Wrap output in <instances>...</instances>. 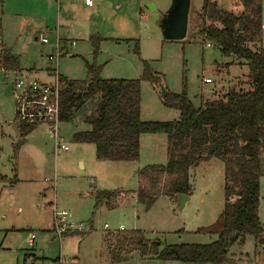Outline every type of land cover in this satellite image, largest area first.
<instances>
[{"label":"rangeland","instance_id":"1","mask_svg":"<svg viewBox=\"0 0 264 264\" xmlns=\"http://www.w3.org/2000/svg\"><path fill=\"white\" fill-rule=\"evenodd\" d=\"M216 1L228 13L238 15L242 11L238 0ZM147 3L155 5V10L148 9ZM115 4L102 9L71 6L68 12L63 4L58 6L53 0H0V52L10 50L20 56L23 67L41 70L43 75L47 69L50 74L55 69L59 76L69 80H84L87 63L101 67L102 79L139 80L143 73L141 61H145L160 79V83L152 85L141 81L140 119L145 122L178 119L177 110L163 105L161 88L180 94L185 87L196 108L222 99L232 88L243 92L249 89L245 61L224 58L216 49L203 45L200 38L191 39L189 22L195 19L202 0H190L187 35L182 41H165L159 27L172 0H127L119 10L114 8ZM262 10L264 13V0ZM78 23L89 26L90 35L93 33L90 39L73 35L70 25ZM63 26L68 28L69 35L63 34ZM56 32L63 41H78L71 51L73 57L64 55L59 47L60 57L54 64L47 57L56 56ZM40 35H47L48 43L44 46ZM92 38L100 39L96 57ZM135 42L139 56L134 52ZM14 77L0 69V264H113L103 236L121 226L123 230L142 231L148 241L163 245L213 242V236L196 232L211 226L223 209L221 162L212 159L190 171L193 191L182 211H178L179 197H160L149 210L133 201L125 204L123 201L132 196L128 192L137 190L138 169L165 164L166 147L158 142L149 146L143 141L137 162L97 161L92 145L80 152L72 136L90 129L83 117L95 114V100L77 113L72 122L59 124L58 138L68 147L67 153L55 150L54 140L43 126H36L26 143L19 146L10 87ZM48 77L46 80L50 81L52 77ZM205 79L211 83L205 84ZM259 159L258 218L264 240V144ZM93 189L126 190L118 195L125 205L94 209ZM54 211L66 212L68 222L81 226L83 231H68L65 234L75 235L59 240L53 231ZM181 230L185 233H179ZM139 257L134 254L119 264H172ZM228 260L227 264H264V245L248 236L242 246L230 249Z\"/></svg>","mask_w":264,"mask_h":264},{"label":"trees","instance_id":"2","mask_svg":"<svg viewBox=\"0 0 264 264\" xmlns=\"http://www.w3.org/2000/svg\"><path fill=\"white\" fill-rule=\"evenodd\" d=\"M242 7L235 15L220 9L216 0H202L195 19L189 22L191 39L216 49L224 58L245 61L249 89L228 90L220 100L194 107L185 87L180 94L162 98L163 105L179 112L177 120L145 122L140 119V84L160 83L147 62L141 61L139 80H106L101 67L85 64L84 80L59 78L60 123L72 122L88 103L95 100V114L83 117L88 131L72 136L76 144L93 145L95 159L104 162H137L141 135L166 137V163L146 165L136 172L137 190L128 192L149 210L160 197L190 196V171L212 159L223 164V209L216 221L196 233L213 236L207 245H163L148 241L139 230L107 232L103 241L113 264L128 261L134 254L175 264H227L230 249L242 246L246 237L264 245L258 218L260 159L264 144V48L262 47V0H238ZM100 39L92 38L94 57ZM134 52L139 56L135 42ZM0 69L18 73L19 60L7 50L0 52ZM34 126L18 125L20 146ZM122 192L93 189L94 209L111 208ZM75 234H64L63 237Z\"/></svg>","mask_w":264,"mask_h":264},{"label":"built area","instance_id":"3","mask_svg":"<svg viewBox=\"0 0 264 264\" xmlns=\"http://www.w3.org/2000/svg\"><path fill=\"white\" fill-rule=\"evenodd\" d=\"M58 1V0H55ZM87 8H92L96 3L104 0H79ZM261 33L264 38V25L261 26ZM42 44H47V35L39 38ZM210 47L209 45H206ZM56 56H49V63L57 64L60 51L56 47ZM53 81L51 83H41L36 80H29L28 78L16 75L12 81L11 93L15 106L14 121L19 124H27L30 126H43L46 133L54 140L55 150L62 153L68 152V147L61 144L58 138L59 124H60V100L59 92L63 86L59 80V75L55 69L52 70ZM205 84H209L210 80L205 79ZM54 233L60 240L68 231H83L81 226L68 222V214L66 212L54 211ZM104 228H108L107 225ZM123 230V229H120ZM34 236H30L33 240Z\"/></svg>","mask_w":264,"mask_h":264},{"label":"crops","instance_id":"4","mask_svg":"<svg viewBox=\"0 0 264 264\" xmlns=\"http://www.w3.org/2000/svg\"><path fill=\"white\" fill-rule=\"evenodd\" d=\"M34 1H38V0H34ZM52 1V0H51ZM58 6L60 5V3L61 4H63V9L64 10H67L68 12L69 11H71V6H73V8H80V7H82V8H87L81 1H79V0H58V1H55V0H53ZM127 0H104V1H102V2H98V3H96L93 7H97V9H102V8H105V7H108V6H110V5H112L113 3H116L115 5H114V8L116 9V10H119L120 8H121V6L122 5H125V2H126ZM148 1H151V0H148ZM217 2V1H216ZM154 6V8H155V5H153V4H151V3H147V5H146V7L147 6ZM218 5V4H217ZM92 7V8H93ZM241 13V12H240ZM239 13V14H240ZM58 23L59 22H57V25H58ZM262 24L264 25V13H263V10H262ZM61 26V25H60ZM188 26V25H187ZM59 27V26H58ZM64 27V26H63ZM70 27H71V32L73 33V35H79V36H81V37H84V38H86L87 36L89 37V39L92 37V34L93 33H91V35H90V33H89V31H90V29L89 28H87V27H89V26H85V25H80V23H78L77 25H70ZM67 34V35H69V32H68V28L67 27H64V31H63V34ZM187 35V34H186ZM43 35H40V37H42ZM64 39H60V37L58 36V34H57V32H56V47H60L61 48V50H62V52L64 53V55H70L71 56V51H72V49H73V47H75V43H76V41H78V40H74V39H68V40H65V41H63ZM61 42H63V44H61ZM41 43V42H40ZM42 44V43H41ZM43 46L44 45H46V44H42ZM59 51H60V49H59ZM9 52H10V50H9ZM61 53V52H60ZM10 54L11 55H13V56H16V57H18V60H19V57L20 56H17V55H15V54H13V53H11L10 52ZM62 56V55H61ZM49 57V56H48ZM47 57V58H48ZM71 57H73V56H71ZM1 71L2 72H4V73H11L12 75H21V76H24V77H26V78H28L29 80H36V81H38V82H41V83H51L52 81H53V79L51 78L50 79V81L49 80H46L47 79V76H51L52 77V74H50V70L49 69H47L46 71H45V75H43V73H41V70H37V69H35V68H29V69H27V68H25V67H23L22 66V62L19 60V72L18 73H13V72H8V71H3L2 69H1ZM58 74V73H57ZM48 77V78H49ZM59 78H63V79H66V80H68V81H70L69 79H67V78H65V77H61V76H59ZM120 80H123V79H120ZM75 81H77V80H75ZM211 83V82H210ZM208 85V84H207ZM11 86H12V84H11ZM10 86V87H11ZM17 124V123H16ZM35 128V127H34ZM17 129H18V124H17ZM33 132V131H32ZM46 132V131H45ZM31 137V134H29V135H27V137ZM27 137L25 138V140L22 142V144L24 145L25 143H26V139H27ZM159 137H161V138H159ZM165 137V136H164ZM163 137V135L161 136H158V135H141L140 136V138H139V159H140V154H141V147H142V142L144 141V143H149V144H147V145H149V146H152L153 144H156V142H158V144L163 148H165L166 147V137L164 138ZM158 138V139H157ZM150 142H152V143H150ZM80 148H79V151L81 152L83 149H85L84 147L85 146H90V145H87V144H77ZM146 145V146H147ZM92 147H93V145H92ZM94 155H95V149H94ZM166 162V161H165ZM139 170V169H138ZM119 191H121L122 193H126V192H128V191H126V190H122V189H120ZM136 191V190H135ZM134 190H132L131 192H135ZM193 191V190H192ZM192 195V194H191ZM191 195L190 196H188L189 197V200L185 203V205H184V208L183 209H185V206H186V204L190 201V197H191ZM129 201H133V202H135V203H137L136 202V199H135V197H134V194L131 196V197H129V200L128 201H123V202H125V204H128V202ZM119 204H121V205H125V204H122V201H120L119 199H118V197H117V199L116 200H114L113 201V206L111 207V209H113V208H116V207H118V205ZM138 204V203H137ZM105 206V205H104ZM105 207H107V206H105ZM108 208V207H107ZM182 209V210H183ZM258 213H259V211H258ZM105 226V225H104ZM105 229V228H104ZM106 229H108V228H106ZM120 229H124V227L123 226H121L120 227ZM144 233V232H143ZM179 233H185L183 230H181V231H179ZM34 240V239H33ZM33 240H30V238H29V241L32 243L33 242ZM140 258V257H139ZM172 264H175V263H172Z\"/></svg>","mask_w":264,"mask_h":264},{"label":"water","instance_id":"5","mask_svg":"<svg viewBox=\"0 0 264 264\" xmlns=\"http://www.w3.org/2000/svg\"><path fill=\"white\" fill-rule=\"evenodd\" d=\"M154 11V6H147ZM190 0H172L169 9L162 15L160 21V31L165 41H182L186 38ZM167 91L161 88V97L164 98ZM189 200L188 196L180 195L178 211H182L185 203Z\"/></svg>","mask_w":264,"mask_h":264}]
</instances>
